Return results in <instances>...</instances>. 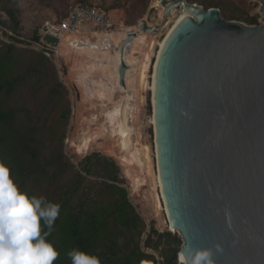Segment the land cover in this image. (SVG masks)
<instances>
[{
    "label": "water",
    "instance_id": "obj_1",
    "mask_svg": "<svg viewBox=\"0 0 264 264\" xmlns=\"http://www.w3.org/2000/svg\"><path fill=\"white\" fill-rule=\"evenodd\" d=\"M160 1L168 17L183 0ZM186 7L193 14L167 39L154 95L163 193L183 239L178 257L199 264V251L211 249L214 264H264V24ZM138 27L158 31L145 20Z\"/></svg>",
    "mask_w": 264,
    "mask_h": 264
},
{
    "label": "rangeland",
    "instance_id": "obj_2",
    "mask_svg": "<svg viewBox=\"0 0 264 264\" xmlns=\"http://www.w3.org/2000/svg\"><path fill=\"white\" fill-rule=\"evenodd\" d=\"M187 1L204 8L218 5L226 20H237L247 25L264 24L260 0ZM156 2L0 0V20L6 22V25L0 24V37L8 44L30 51L33 62H37L41 55L48 58L42 88L38 91L30 89L37 80L34 77L15 97L14 105L23 109L18 120L44 124L49 138L51 125L62 121L65 124L61 132L64 158L83 174L86 156L98 152L110 157L118 165L123 185L145 223L140 247L156 255L159 261L161 258L157 251L144 249V240L152 227L159 233H172L180 239V246L183 239L170 226L158 178L151 86L159 43L170 32L181 7H176L166 17L165 7L160 2V6H156ZM77 3H90L105 11L111 10L114 21L111 31L101 33L94 23L88 22L77 32L62 34L52 57H47L35 43L36 35L47 24L62 25ZM3 7L12 10L16 20L11 19ZM252 19H256L253 24ZM143 20L149 26L158 25V31L137 34L138 23ZM53 68L57 73H53ZM144 71L145 78L142 77ZM56 76L62 84L59 88L62 96L51 99L50 89L56 87ZM75 120L78 124L86 123L87 126L83 127L89 129L84 139L85 147L82 146V130L76 126ZM49 138H43L42 142L46 154L53 151L54 146H61V142H53ZM90 179L101 181L96 176H90ZM153 237L157 239V235ZM169 241L165 237L162 243L168 244ZM178 264L185 263L178 258Z\"/></svg>",
    "mask_w": 264,
    "mask_h": 264
},
{
    "label": "trees",
    "instance_id": "obj_3",
    "mask_svg": "<svg viewBox=\"0 0 264 264\" xmlns=\"http://www.w3.org/2000/svg\"><path fill=\"white\" fill-rule=\"evenodd\" d=\"M2 10L16 20L12 10L6 7ZM107 12L113 17L111 10ZM255 22L252 19L251 23ZM0 24L6 22L0 20ZM30 55V51L8 44L0 37V164L8 169L22 192L42 198V206L59 205L51 229L43 221L40 224L41 235L58 253L53 264H72L68 253L73 249L97 257L101 264H178L180 239L170 232L159 233L152 227L144 240V249L157 251L161 260L141 249L145 223L123 185L118 165L110 157L98 152L86 156L83 174L64 158L62 121L51 125L49 138L44 124L18 120L23 110L14 105L19 90L36 77L30 89L38 91L46 78L44 67L48 58L41 55L34 63ZM53 73H57L54 68ZM56 82V87L50 89L51 99L62 96L59 91L62 84L58 78ZM75 124L82 130L85 147L89 129L83 125L87 124H78L76 120ZM45 137L61 142V146H54L46 154L42 145ZM90 176L101 181L94 182ZM165 237L170 239L168 244L162 243Z\"/></svg>",
    "mask_w": 264,
    "mask_h": 264
},
{
    "label": "clouds",
    "instance_id": "obj_4",
    "mask_svg": "<svg viewBox=\"0 0 264 264\" xmlns=\"http://www.w3.org/2000/svg\"><path fill=\"white\" fill-rule=\"evenodd\" d=\"M42 200L22 192L9 173L6 181L0 183V264H53L57 258L53 245L41 235L40 224L43 221L50 230L59 205L42 206ZM53 210L55 215L51 214ZM33 224L37 229L35 235ZM68 256L72 264H101L97 257L76 249ZM212 257L211 249L200 250L199 264H214Z\"/></svg>",
    "mask_w": 264,
    "mask_h": 264
},
{
    "label": "built area",
    "instance_id": "obj_5",
    "mask_svg": "<svg viewBox=\"0 0 264 264\" xmlns=\"http://www.w3.org/2000/svg\"><path fill=\"white\" fill-rule=\"evenodd\" d=\"M88 22L94 23L101 33L111 31L114 24L112 17L101 7L94 4L77 3L71 8L62 25L47 24L35 43L47 57H52L55 49L44 40L45 35L57 37L61 42V34L77 32Z\"/></svg>",
    "mask_w": 264,
    "mask_h": 264
},
{
    "label": "bare ground",
    "instance_id": "obj_6",
    "mask_svg": "<svg viewBox=\"0 0 264 264\" xmlns=\"http://www.w3.org/2000/svg\"><path fill=\"white\" fill-rule=\"evenodd\" d=\"M159 2L161 3V1L160 0H157V2H156V6H160V4H159ZM171 2V0H169V3ZM181 4L179 5V6H177V7H181V12H180V14L178 15V17H177V19H176V21L174 22V24H173V26L169 29V33H168V35L166 36V38L165 39H162L161 41H160V43H159V52H158V55H157V60H156V62H155V66H154V78H153V82H152V86H151V91H152V101H153V106H154V115H153V119H152V123L154 124V126H155V97H154V95H155V89H156V69H157V65H158V61H159V59H160V55H161V53H162V50H163V48H164V46H165V44H166V42H167V39H168V37L171 35V33L173 32V30L177 27V25L181 22V21H183L185 18H187L190 14H193L192 13V11H190L187 7H186V3H189L188 1L187 2H185L184 0L183 1H181L180 2ZM162 4V3H161ZM196 4V3H195ZM163 5V4H162ZM198 5V4H197ZM164 6V5H163ZM199 6V5H198ZM165 7V10L167 9V5H165L164 6ZM176 7H174V6H172V8H171V13H172V10H174ZM155 26H158V25H155ZM149 27H153V26H149ZM158 29H159V27H158ZM138 32H137V34H141L144 30H141L139 27H138ZM142 31V32H141ZM110 32V31H109ZM108 32V33H109ZM103 33H107V32H103ZM62 36V35H61ZM60 44V43H59ZM143 78H145L146 77V72L144 71L143 72V76H142ZM146 149H148V147H146ZM157 156H158V154H157ZM140 162H141V160L138 158V157H136ZM158 178H159V182H160V187H161V191H162V195H163V199H164V203H165V209H166V212H167V214H168V218H169V213H168V209H167V206H166V200H165V197H164V193H163V186H162V182H161V177H160V172H159V167H158ZM169 222H170V218H169ZM170 226H171V228L173 229V227H172V225H171V223H170ZM174 231H177L176 229H173ZM178 232V231H177ZM180 256V261L182 262V263H185L184 262V260L182 259V256L181 255H179ZM185 264H187V263H185Z\"/></svg>",
    "mask_w": 264,
    "mask_h": 264
},
{
    "label": "snow or ice",
    "instance_id": "obj_7",
    "mask_svg": "<svg viewBox=\"0 0 264 264\" xmlns=\"http://www.w3.org/2000/svg\"><path fill=\"white\" fill-rule=\"evenodd\" d=\"M7 176H8V170L6 168H4L2 164H0V183L6 181ZM51 214L52 215H55V211L53 210V212ZM31 219L33 221H35L36 220V217L35 216H32ZM32 228H33V235H35L36 232H37V229H36L35 224L32 225ZM47 251L50 252L51 250H47Z\"/></svg>",
    "mask_w": 264,
    "mask_h": 264
},
{
    "label": "crops",
    "instance_id": "obj_8",
    "mask_svg": "<svg viewBox=\"0 0 264 264\" xmlns=\"http://www.w3.org/2000/svg\"><path fill=\"white\" fill-rule=\"evenodd\" d=\"M62 35V34H61ZM62 37V36H61Z\"/></svg>",
    "mask_w": 264,
    "mask_h": 264
}]
</instances>
